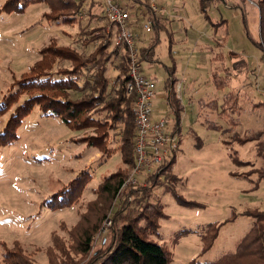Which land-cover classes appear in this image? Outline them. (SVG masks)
<instances>
[{
  "label": "rangeland",
  "instance_id": "1",
  "mask_svg": "<svg viewBox=\"0 0 264 264\" xmlns=\"http://www.w3.org/2000/svg\"><path fill=\"white\" fill-rule=\"evenodd\" d=\"M6 1L0 0V103L20 90L18 81L30 75L52 43L92 52L96 44H82L79 25L86 30L105 27L108 36L109 24L102 17L105 0H73L82 1L85 9L97 15L94 20L87 19L88 15L82 24L80 20L52 23L48 19L51 1L30 3L23 13L2 11ZM256 1L157 0L163 10L157 16L143 2L130 5V30L137 37L138 48H155L156 61L145 60L144 73L155 86L153 112L157 109L168 119L170 132L176 117L164 99L169 95V69H175L174 79L185 96L173 167L138 187L154 192L165 206L161 243L173 254L172 264L214 262L235 251L254 225L255 219L247 213L264 214V134L248 138L250 132L264 130V51L259 45ZM151 20L156 27L147 32L144 26ZM114 43L115 38L109 53ZM238 61L245 65L240 75L233 72ZM70 67L69 61L57 59L52 75ZM112 73L119 74L118 70ZM228 75L230 85H218ZM229 93L239 96L240 110L227 106L223 111ZM21 94L10 111L0 115V132L29 96ZM119 126L109 131V153H104L86 141L100 132L72 131L59 117L43 114L39 106L33 108L17 131L18 140L0 147V262L8 264L4 254L18 243L36 264H50L51 260L59 264L61 251L56 244L60 240L74 263L87 264L91 258L83 259L72 250L79 224L90 229L100 224L92 255L103 247L104 239L110 240L119 204L128 200L129 207L136 208L135 198L143 195L130 197L132 187L118 193L114 202L110 196L98 194L108 174L120 170L127 182L133 173V163H123V126ZM92 169L96 174L70 207L54 210L45 204ZM145 178L138 177L140 181ZM83 215L88 218L85 222ZM104 215L107 218L102 220ZM53 235L58 239L55 242Z\"/></svg>",
  "mask_w": 264,
  "mask_h": 264
},
{
  "label": "trees",
  "instance_id": "2",
  "mask_svg": "<svg viewBox=\"0 0 264 264\" xmlns=\"http://www.w3.org/2000/svg\"><path fill=\"white\" fill-rule=\"evenodd\" d=\"M49 1H51V13L48 19L52 23L70 24L80 20L79 23L82 24V14L86 13L89 15L87 19L93 20L97 16L90 8L85 9L82 1L73 0H7L2 11L23 13L30 3H49ZM255 4L260 14L261 43L259 45L264 51V0H257ZM102 17L104 18L103 15ZM79 28L84 38L82 44L86 46L96 44V47L90 53H82L76 48L57 47L52 43L43 50L42 60L32 68L30 75H24L18 81L16 86H19L20 90L11 93L0 103V115H4L18 102L22 95L21 92L29 95L11 114L4 130L0 132V147H6L18 140V129L33 108L39 106L43 114L59 117L72 131L94 129L100 132V135L86 138V141L90 147L99 148L104 153H109V131L122 125L123 163L132 164L135 153L132 139L135 135L134 104L136 97L135 94L129 95L127 92L130 82L127 54L120 47L115 48L111 53L108 52L111 37L104 33L105 27L86 30L79 25ZM140 53L142 62L146 60L155 63V48H140ZM57 59L69 61L71 67L58 71L57 75H52V65ZM111 64L119 72L115 78L108 76ZM244 70L243 61L234 63L233 72L237 75L242 74ZM168 71L169 78L166 87L169 89L168 103L176 117L173 133H179L183 106L177 100L173 90L176 83L175 69ZM221 80L218 85L227 87L232 82V77L228 75ZM72 92L79 96L74 97ZM227 106L232 111L240 110L239 96L234 93L227 94L223 111L227 109ZM260 134H264V130L250 132L248 138L254 139ZM174 163L175 158L163 171L172 168ZM126 177L120 170L105 177L97 189L99 196H110L113 202L116 201L117 194L122 192V187L126 183ZM91 179L90 172H83L71 185L49 197L50 200L45 201V204L50 205V208L54 210L70 207ZM144 182L132 187L129 194L130 197L143 194L135 198L136 208H130L128 200L119 204L120 207L115 213L114 225L110 229V240L104 239L103 241L104 248L91 254L95 235L101 229L100 224L91 229L85 224H79L76 226V232L71 231L76 237V244L72 250L81 255L83 259L91 258L87 264H172L173 254L165 244L161 243L160 221L166 219L165 206L154 192L139 190L138 187ZM247 215L255 219L254 225L250 232L237 243L235 251L225 254L214 262L193 261L191 264H264V214L256 212L247 213ZM82 218L84 222L88 220L85 215ZM106 218L107 215H104L102 220ZM55 239L56 235H53V242L58 240ZM56 245L61 251V261H57L59 264H82L76 260L74 263V258L70 256L69 250H66L62 241L58 240ZM4 257V261L8 264H36L22 251L18 243H15L13 248L4 254ZM52 263H55L54 260L50 261V264ZM0 264L3 263L0 262Z\"/></svg>",
  "mask_w": 264,
  "mask_h": 264
},
{
  "label": "built area",
  "instance_id": "3",
  "mask_svg": "<svg viewBox=\"0 0 264 264\" xmlns=\"http://www.w3.org/2000/svg\"><path fill=\"white\" fill-rule=\"evenodd\" d=\"M143 2L150 12L160 15L163 10L158 7L157 0H105L102 15L109 24L107 34L111 40L115 38L114 49L122 48L129 62L130 82L127 86L129 95L135 94L134 116L135 135L134 163L131 178L123 185L122 191L134 187L154 176H162L163 169L176 158L178 143L176 135L169 131V121L166 118L153 120V100L155 97L154 83L144 73V66L137 46V37L131 32V7ZM86 13L81 19L87 18ZM155 22L149 21L144 29L151 32ZM139 176H146L143 181Z\"/></svg>",
  "mask_w": 264,
  "mask_h": 264
},
{
  "label": "crops",
  "instance_id": "4",
  "mask_svg": "<svg viewBox=\"0 0 264 264\" xmlns=\"http://www.w3.org/2000/svg\"><path fill=\"white\" fill-rule=\"evenodd\" d=\"M113 70H117V69H115L114 68V66H112V64L109 66V70H108V74L110 75V76H112V77H115V76H113V73H112V71ZM154 78V77H153ZM182 88V86H181V84L180 83H178L177 81H176V83H175V85H174V87H173V90H174V92H175V94H176V98H177V100L181 103V105L184 107V102H185V96H183V89H181ZM76 97V96H75ZM168 97L169 96H164V99L166 100V102H168ZM163 118H165L163 115H162V113L161 112H158L157 111V109H156V111L155 112H153V120H160V119H163ZM63 125H65L64 123H63ZM66 127H67V125H65ZM170 131V130H169ZM119 152V151H118ZM112 156V155H111ZM107 162H109V160L107 161ZM106 162V163H107ZM96 174V169H92L91 170V175H92V177L94 176ZM108 175H111V174H108ZM107 175V176H108ZM106 177V176H105ZM104 177V178H105ZM103 178V179H104ZM102 179V180H103Z\"/></svg>",
  "mask_w": 264,
  "mask_h": 264
}]
</instances>
